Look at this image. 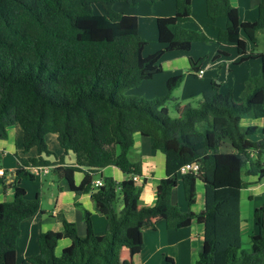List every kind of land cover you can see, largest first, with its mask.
<instances>
[{
    "label": "trees",
    "instance_id": "trees-1",
    "mask_svg": "<svg viewBox=\"0 0 264 264\" xmlns=\"http://www.w3.org/2000/svg\"><path fill=\"white\" fill-rule=\"evenodd\" d=\"M156 1L0 0V138L18 125L24 153L37 151L35 157L16 155L14 170L3 169L0 176L3 191L13 190L12 200L0 202V264H16L20 224L40 208L39 193L27 199L21 181L34 180L32 168L56 165L45 159L53 155L45 141L48 134L56 135L64 154L75 156L73 165L52 171L76 195L94 190L106 228L103 235H95L91 214L84 209L86 233L79 236L75 224L59 212L62 233L42 232L38 253L28 257L30 264H122L123 248L129 258L140 253L143 228H154L153 218L169 229L188 226L194 219L203 226L195 264H264V208L253 213L256 233L248 235V249L242 248L240 215L241 191L264 178V137L253 140L258 128L240 124L242 118L264 117V53L240 58L258 59L260 73L246 80L239 103L232 90L223 93L212 81L197 107L186 104L180 109L176 102L174 112L180 113L174 115L169 103L175 100L172 92L182 74L167 79L163 96L131 94L161 73L160 60L167 52H187L193 44L209 42L232 44L240 56L247 52V41L256 48V34L264 30V0H259L254 21H241L230 0H205L207 27L216 29L215 38L184 28L182 23L191 20V0H174L175 14L156 18L161 47L144 56L147 41L139 34L138 17L118 12L115 4ZM94 5H100L103 14L94 13ZM218 18L226 21L224 29L212 25ZM203 60L190 58V71L196 73ZM136 134L150 138L151 148L165 157V176L150 207H139L142 186L133 180L142 176L141 162L130 157ZM225 139L230 141L229 152L221 150ZM1 162L2 152L0 169ZM185 164H197L198 170L181 173ZM107 166L118 168L125 179L105 177L94 187L95 174ZM76 172L83 173L78 185L73 180ZM179 181L187 211L171 202ZM198 181L203 184L204 206L194 213L190 207ZM61 238L69 239L71 246L57 255ZM163 264L175 263L165 257Z\"/></svg>",
    "mask_w": 264,
    "mask_h": 264
},
{
    "label": "crops",
    "instance_id": "crops-1",
    "mask_svg": "<svg viewBox=\"0 0 264 264\" xmlns=\"http://www.w3.org/2000/svg\"><path fill=\"white\" fill-rule=\"evenodd\" d=\"M173 1L174 0H165L159 5V7H148V5L152 4L146 2L139 3L136 6H130L127 3L115 4V9L117 10V8H119L117 10L118 12L138 17L139 34L145 41H147L146 46L151 44V48L147 52L144 49V56L155 52L161 47L157 41L156 18L160 16H173L175 14V3ZM241 1L244 3L245 7L242 14L239 8H237L241 21H254L258 16L259 0ZM198 5V15L195 17V15H193L194 0H191L192 19L183 22L182 26L187 29L203 31L210 38H215L217 34L216 29L207 27L209 19L206 15L205 0H198ZM212 25L218 29H224L226 21L223 18H218ZM241 37L244 38L242 35ZM247 44V52L244 56L237 54L235 52L236 47L232 44H219V46L215 47H195L197 44H193L191 49L187 52H167L160 60L161 73L155 75L150 80L144 81L141 87L131 94L147 99L163 96L166 93L165 84L167 79L171 76L182 74L183 80L181 84L172 92V97L175 100L171 101L169 106H171V104L174 105L177 102L180 104L179 107L181 109L186 104H189V101L193 98L197 99L199 102L201 99V93L210 88L212 81H215V79L219 81L221 92L226 93L229 90H232L233 94L237 93L240 98L246 80L249 76L251 77L254 75L252 73V68L257 67L260 71V61L258 59L252 58L246 59L243 62L240 61L241 57L248 56L250 52H253L254 54L257 53L253 48V44L248 41ZM211 52L212 61H217L204 67L206 61L203 60L200 69H204V73L201 78H197L195 73L190 71L189 59L191 58L194 61L200 58L205 59ZM218 53L221 54L218 55ZM255 60L258 63L254 62L253 66L251 61ZM231 64H236L234 65V67H236L233 69ZM221 65H225L227 73L225 76H222L221 71L224 67H221L218 69L216 77H214V71L211 69ZM246 68H248V71ZM235 70L238 71V77L234 73ZM195 79H198L196 83L193 82ZM230 79H233L232 83H230ZM235 89H238V92H236ZM235 94L234 97H236ZM179 113L180 110L175 112L174 115L178 116ZM240 124L242 126H256L258 128V134H255L253 138L257 137V140H259L264 137L262 131L264 129V117L242 118ZM45 141L48 148L53 152V155L47 156L45 159L56 163V165L32 168L31 172L34 175V180H22L20 183L25 189L26 195L29 190H32L31 194L34 193V196L39 193L40 208L32 217L24 220L20 224V234L16 241V264H30L28 262V257L38 253L37 240L42 232L52 230L59 234L62 233V223L57 219V214L59 212L63 214L67 221L75 224L79 236H84L86 233V224L83 213L84 209H86L91 214L94 234L103 235L105 233L106 220L104 216L96 210L95 202L92 197V192H94V190L85 194L76 195L69 189L66 180L60 174H56L52 171L54 167L58 165H73L75 163L74 154L72 152L64 154L63 149L57 142L55 134L46 135ZM231 149L230 141L225 139L221 150L229 152ZM0 152H2V169H7L9 172L13 171L15 168L17 160L16 155L20 157H35L37 155L35 148L31 149L28 153H24L22 130L18 125L11 127L5 138H0ZM130 157L132 160H139L142 166V176L140 177L141 183H139V185L142 186L139 207L153 206L157 197L158 185L160 180L165 176V157L160 151L151 148L150 138L141 137L138 134L134 136V144L130 150ZM48 174H52L55 178L53 179V184L56 185V190L54 193H50L46 196L47 192L43 191L44 186L41 185V182L43 181L44 176H47ZM8 177L10 181L12 177L11 174H9ZM105 177H111L117 182H121L125 179L124 174L118 168L107 166L95 174L93 182L97 180L103 181ZM82 178L83 173L76 172L73 176L74 183L78 185ZM246 179L247 178L245 177V180ZM46 190L48 191V189ZM202 190L204 191L203 188ZM12 198L13 190L7 189L4 192L2 186H0V202L10 201ZM171 202L177 205L181 211L189 210L183 197L180 181L177 183V186L171 194ZM45 205H48V207H45ZM203 206L204 192H198L196 184L195 202L190 207V210L194 213H199L203 209ZM152 223L154 228L150 225L143 228L144 246L139 254L129 258L127 249L123 248L122 264H129L130 260L133 264H163L165 257L171 258L175 264H195L198 253L203 246L202 225L198 224L195 219L192 220L188 226H182L178 229L166 228L165 222L159 218H153ZM35 228H37L36 231ZM250 233H256V228L251 227ZM70 246L71 241L69 239L61 238L57 244L55 252L57 251V255H59L63 249L69 248Z\"/></svg>",
    "mask_w": 264,
    "mask_h": 264
},
{
    "label": "rangeland",
    "instance_id": "rangeland-1",
    "mask_svg": "<svg viewBox=\"0 0 264 264\" xmlns=\"http://www.w3.org/2000/svg\"><path fill=\"white\" fill-rule=\"evenodd\" d=\"M164 1L165 0H157V2L155 4L148 5V7H151V6L159 7V5L162 4ZM168 1H171V0H168ZM230 2H231V4L233 6H235L236 8H239L241 14L244 12L245 7H244V3L241 0H230ZM198 8H199L198 0H194V7H193L194 13H193V15H195V17H197V15H198ZM249 8H250V5H249ZM118 9L119 8H117V10ZM93 11L96 14H103V9L100 7V5H94L93 6ZM191 19H192V16H191ZM243 35L244 34H242V36ZM256 37H257L256 48L253 47L255 52H257V53L264 52V30L258 31L257 34H256ZM212 44H216V45H212ZM150 45L151 44H148V46L145 47L146 52L151 48ZM198 46L199 47H206V46L207 47H215V46H219V43L218 44L216 42L197 43V45L195 47H198ZM235 52L237 53L236 49H235ZM211 54H212V52L210 54H208L209 56L207 58L204 59V61H206L204 67H206L210 63H215L217 61V60L216 61H212ZM254 62L258 63L256 60L255 61H251V64L253 66H254V64H253ZM236 64H234V65H236ZM234 65L231 64V67L233 69L236 67V66L234 67ZM221 67L222 68L224 67L223 70L221 71V74H222V76H225V74L227 73L226 67H225V65H221V66H216L213 69H211L212 71H214V74H213L214 77H216V75L218 73V69L221 68ZM246 70L248 71V68H246ZM237 72H238L237 70L234 71L235 75H237V77H238ZM259 72L260 71H259V69L257 67L256 68H252V73L254 74L252 76H257L259 74ZM197 81H198V79H195V81H193V82L196 83ZM215 81L217 83H219V81L217 79H215ZM229 81H230V83H232L233 79H230ZM236 92H238V89L236 90ZM235 95H236L235 102L239 103V101H240L239 95L237 93ZM189 102H190L189 103L190 106H192V107H197L199 105V102L195 98L191 99ZM170 108H171V111L173 112V114H175L174 105L171 104ZM260 133H261V131H260ZM253 140H257V137H254ZM243 173H244V171H243ZM53 179H55L53 177V175L52 174H48L47 176H44V179L41 182V185L44 186L43 191L47 192L46 196H48L50 193H54L55 190H56V185L53 184ZM21 185L22 184H20V186ZM197 187H198V192H200V191H201V193L204 192L202 190L203 184L200 181L197 182ZM46 189H48V191ZM31 191L32 190H29L28 194L26 195V198L30 199V200L35 197L34 193L31 194ZM198 196H199V193H198ZM200 197H201V195H200ZM45 207H48V205H45ZM260 207L264 208V179L261 180V182L258 185H251L250 186V184H249L241 192L240 215H241V236H242V248L243 249H248V247H249L248 235L251 234L250 233L251 232V227L256 228L253 213H254L255 209L260 208ZM36 230H37V228H35V231ZM56 254H58L57 251H56Z\"/></svg>",
    "mask_w": 264,
    "mask_h": 264
},
{
    "label": "built area",
    "instance_id": "built-area-1",
    "mask_svg": "<svg viewBox=\"0 0 264 264\" xmlns=\"http://www.w3.org/2000/svg\"><path fill=\"white\" fill-rule=\"evenodd\" d=\"M203 73H204V69H199L195 73V76L197 78H201L202 75H203ZM197 170H198V165L197 164H185L184 166H182L180 168L181 173H185V172H188V171H194V172H196ZM2 175H3V170L0 169V176H2ZM133 180L136 181V182H138V183H141V179L138 176H134L133 177ZM93 185L95 187L101 186L102 185V181H100V180L94 181Z\"/></svg>",
    "mask_w": 264,
    "mask_h": 264
},
{
    "label": "clouds",
    "instance_id": "clouds-1",
    "mask_svg": "<svg viewBox=\"0 0 264 264\" xmlns=\"http://www.w3.org/2000/svg\"><path fill=\"white\" fill-rule=\"evenodd\" d=\"M7 182H9V179H8V181ZM94 183V182H93ZM94 186V185H93ZM95 187V186H94Z\"/></svg>",
    "mask_w": 264,
    "mask_h": 264
}]
</instances>
